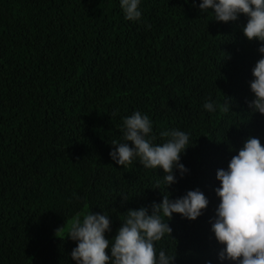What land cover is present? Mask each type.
I'll use <instances>...</instances> for the list:
<instances>
[{
    "label": "trees",
    "instance_id": "obj_1",
    "mask_svg": "<svg viewBox=\"0 0 264 264\" xmlns=\"http://www.w3.org/2000/svg\"><path fill=\"white\" fill-rule=\"evenodd\" d=\"M200 3L140 0L141 18L130 21L121 0H0V264H77L78 241L56 231L83 207L109 216L111 241L128 210L151 214L163 194L197 189L207 208L196 220L164 217L172 232L154 242L157 258L235 264L219 260L211 230L216 174L249 137L264 146V114L249 108L264 42L244 36L246 15L217 21ZM225 97L227 113L203 107ZM136 111L152 121L154 145L170 139L162 131L189 135L179 161L188 172L174 169L176 183L139 157L112 160Z\"/></svg>",
    "mask_w": 264,
    "mask_h": 264
},
{
    "label": "clouds",
    "instance_id": "obj_2",
    "mask_svg": "<svg viewBox=\"0 0 264 264\" xmlns=\"http://www.w3.org/2000/svg\"><path fill=\"white\" fill-rule=\"evenodd\" d=\"M139 2L121 0L127 20H140ZM199 8L202 12L212 9L215 20L225 23L236 21L240 14L246 15L248 21L243 27L244 36L249 41L257 39L264 42V0H202ZM259 52L264 53V45ZM253 76L250 88L255 98L249 103V108L264 114V58L256 63ZM203 107L210 113L217 108L223 113L230 110L226 97L223 106L205 102ZM152 131L149 116L134 112L124 118V142L113 141L116 148L110 156L118 165L125 167L132 163L134 157H139L145 168H162L165 173L163 181L169 186L176 183L174 169L179 170L181 177L188 172L179 161L181 153L189 147V135L176 129L162 131L160 136L170 139L162 145H154L152 140L155 137L150 135ZM128 141L134 147H130ZM216 179L220 181V187L215 189L220 203L210 223L215 239L224 246L218 253L219 260L235 264H264V146L260 140L249 137L238 154L231 158L227 170H217ZM208 204V199L199 189L188 191L174 201L169 199L168 193L163 194L162 202L151 206V214L144 207L128 210L111 241L105 238V232L111 230L107 214L80 213L68 226V237L78 241L71 257L77 264H173L175 255H166L163 250L159 251L157 258L154 242L172 232L163 218L170 219L173 213H178L189 220H196ZM64 227L57 229V236ZM109 247L111 256L106 251Z\"/></svg>",
    "mask_w": 264,
    "mask_h": 264
},
{
    "label": "rangeland",
    "instance_id": "obj_3",
    "mask_svg": "<svg viewBox=\"0 0 264 264\" xmlns=\"http://www.w3.org/2000/svg\"><path fill=\"white\" fill-rule=\"evenodd\" d=\"M89 212V209L87 207H83L76 215H74L73 217H71L67 223L65 224V227L63 228V230L61 232L58 233L59 236H68L69 233V227L70 224L72 223V221L76 218V216L80 213H86ZM83 217L81 216V219Z\"/></svg>",
    "mask_w": 264,
    "mask_h": 264
}]
</instances>
